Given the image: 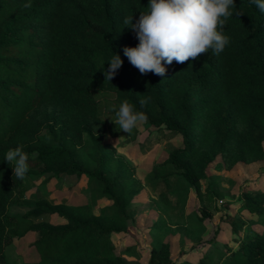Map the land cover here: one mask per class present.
<instances>
[{
    "label": "trees",
    "instance_id": "obj_1",
    "mask_svg": "<svg viewBox=\"0 0 264 264\" xmlns=\"http://www.w3.org/2000/svg\"><path fill=\"white\" fill-rule=\"evenodd\" d=\"M26 2L0 0V264H10L7 247L30 232L38 235L39 261L21 264H130L117 253L113 235L128 227L137 180L121 158L117 175H106L116 163L105 144L108 121L124 100L146 114L149 127L181 135L183 146L153 168L160 179L156 189L168 191L177 176L195 189L205 219L217 211L220 195V177L209 176V168L221 173L264 160V12L252 0H235L223 52L165 64V76L142 75L124 55L125 47L139 44L124 19L132 16L136 23L149 0H31L25 8ZM115 54L123 64L106 81ZM141 99L147 105L141 107ZM44 132L51 143L42 140ZM21 146L29 156L28 173L95 180L113 202V213L40 198L27 213L11 215L25 184L13 176L5 154ZM158 206L165 217L150 229L148 264H173L166 239L183 224L170 207ZM238 213L253 220L226 218L235 246L223 250L212 239L196 263L179 264H264V192H244ZM54 215L65 223L54 224ZM198 228L180 229L203 246Z\"/></svg>",
    "mask_w": 264,
    "mask_h": 264
},
{
    "label": "rangeland",
    "instance_id": "obj_2",
    "mask_svg": "<svg viewBox=\"0 0 264 264\" xmlns=\"http://www.w3.org/2000/svg\"><path fill=\"white\" fill-rule=\"evenodd\" d=\"M42 140L52 142V136L48 132L42 134ZM107 153L115 156V166L106 171L108 178L113 179L117 175L121 158L128 166L137 180L133 189L136 206L129 212L130 220L126 230L113 235V241L118 254L122 255L130 264H148L151 248L154 245L150 229L156 222L165 217L159 208V204L168 206L172 215L183 224L182 227L197 229L201 233L203 246L196 241L189 240L182 227H175L166 241L170 243L173 264H179L185 260L196 263L209 248V241L214 239L220 248L224 245L235 246L233 239L236 235L226 221L229 216L238 215V207L244 192H264V160L245 164L239 163L232 171L218 173L212 165L209 176L220 177L216 183V189L220 195L216 198L217 211L212 218H203L204 208L194 188L170 178V187L156 189L160 180L153 173V168L163 164L169 157L173 148L182 147L181 135H174L166 128H151L145 121L134 128L131 134L120 131L112 122L108 121V131L105 137ZM36 155L34 154L33 157ZM170 170L168 169V172ZM157 178V179H156ZM211 181V177L208 179ZM25 193L18 198L11 207L10 214L21 216L29 211V208L40 198H46L53 203H67L70 205L92 204L94 212L100 215L103 209L113 213V202L107 199L100 185L88 177L76 176H41L37 170H32L24 179ZM202 191L205 193L206 186ZM166 193V194H165ZM241 217L253 220V217L245 213ZM54 224H64L65 220L57 215L52 216ZM38 235L30 232L21 238H15L7 249L10 264L22 262H37L39 254L34 243Z\"/></svg>",
    "mask_w": 264,
    "mask_h": 264
},
{
    "label": "clouds",
    "instance_id": "obj_3",
    "mask_svg": "<svg viewBox=\"0 0 264 264\" xmlns=\"http://www.w3.org/2000/svg\"><path fill=\"white\" fill-rule=\"evenodd\" d=\"M252 3L264 12V0H252ZM23 6L30 8L31 0ZM147 8L148 11L141 12L136 23H133L132 16L124 19L125 26L130 27L139 40L138 46L125 47L124 55L142 75L151 72L165 76V64L197 59L209 50L218 56L230 43V38L224 35V26L227 18L233 16L231 9L236 8L235 0H149ZM236 14L240 15L239 12ZM109 63L106 81L113 79L123 60L115 54ZM139 103L143 107L148 99H141ZM111 120L120 131L131 134L147 120V116L142 111H135L133 105L124 100ZM28 160L22 146L9 149L5 154L13 176L19 180H24L29 172Z\"/></svg>",
    "mask_w": 264,
    "mask_h": 264
}]
</instances>
